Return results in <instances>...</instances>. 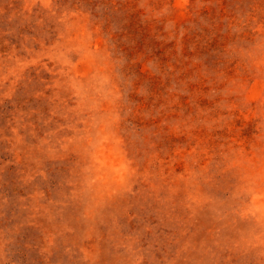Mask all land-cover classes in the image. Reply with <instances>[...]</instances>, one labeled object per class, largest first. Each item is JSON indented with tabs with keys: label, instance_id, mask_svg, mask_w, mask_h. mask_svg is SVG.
Returning <instances> with one entry per match:
<instances>
[{
	"label": "rangeland",
	"instance_id": "374dc122",
	"mask_svg": "<svg viewBox=\"0 0 264 264\" xmlns=\"http://www.w3.org/2000/svg\"><path fill=\"white\" fill-rule=\"evenodd\" d=\"M0 264H264V0H0Z\"/></svg>",
	"mask_w": 264,
	"mask_h": 264
}]
</instances>
